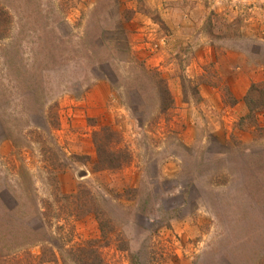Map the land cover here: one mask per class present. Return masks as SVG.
<instances>
[{
  "label": "rangeland",
  "instance_id": "374dc122",
  "mask_svg": "<svg viewBox=\"0 0 264 264\" xmlns=\"http://www.w3.org/2000/svg\"><path fill=\"white\" fill-rule=\"evenodd\" d=\"M261 81L264 0H0V264H264Z\"/></svg>",
  "mask_w": 264,
  "mask_h": 264
},
{
  "label": "trees",
  "instance_id": "16d2710c",
  "mask_svg": "<svg viewBox=\"0 0 264 264\" xmlns=\"http://www.w3.org/2000/svg\"><path fill=\"white\" fill-rule=\"evenodd\" d=\"M16 81L18 82L19 79L17 78ZM35 83H37L35 81ZM17 87L19 84H16ZM246 102L249 107V113L250 115H253V113L261 110L264 108V81L261 82H255L252 83L251 86L248 88L247 93L245 95ZM249 115V114H248ZM114 135V131L110 129L109 126H102L100 131L94 132V137H95V143L98 151V159L100 162V167H109V168H114V167H119L125 160L128 158L126 155V150H122L121 148H112L111 151L107 150L108 145L110 142H108V137H112ZM66 198L70 200V198L77 199L79 197V191L76 193L72 194H67L65 195ZM85 204L80 205L81 211H83L85 208ZM78 215H81L82 212L78 210ZM96 216L98 217L100 223L103 222V213L101 210H95ZM31 234H27L26 237H28ZM28 239V238H27ZM30 239V238H29ZM27 240L25 243L30 245L33 243L35 240ZM37 240L43 242L42 244V255L40 256L41 261H53L52 259L55 257L53 250V247L50 246L49 239L48 238H38ZM77 251L80 252V257L83 259L81 260H76L79 264H105L104 259L100 256L99 248L95 250V254L92 252L91 249L88 248L85 249V247L81 248H76L73 250H70L72 255L76 257ZM48 255L53 256L52 259H46ZM26 256V262L23 261H18L17 259L13 260V264H29L30 259L33 257L32 254L28 252V250L25 253ZM50 258V257H49ZM81 261V262H80ZM85 261V262H84ZM66 264H70L65 260ZM90 262V263H88Z\"/></svg>",
  "mask_w": 264,
  "mask_h": 264
}]
</instances>
